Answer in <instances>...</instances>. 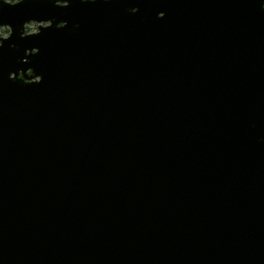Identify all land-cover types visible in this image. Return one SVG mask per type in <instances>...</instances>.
I'll return each instance as SVG.
<instances>
[{
  "label": "water",
  "instance_id": "95a60500",
  "mask_svg": "<svg viewBox=\"0 0 264 264\" xmlns=\"http://www.w3.org/2000/svg\"><path fill=\"white\" fill-rule=\"evenodd\" d=\"M0 26V264H264V0H0Z\"/></svg>",
  "mask_w": 264,
  "mask_h": 264
},
{
  "label": "rangeland",
  "instance_id": "374dc122",
  "mask_svg": "<svg viewBox=\"0 0 264 264\" xmlns=\"http://www.w3.org/2000/svg\"><path fill=\"white\" fill-rule=\"evenodd\" d=\"M7 2H16L18 0H5ZM46 23H36V22H30L25 25L24 32L25 33H35L38 30L39 25H45ZM3 27L0 30V37H7L10 33V28L7 26H0ZM21 76V73L19 74Z\"/></svg>",
  "mask_w": 264,
  "mask_h": 264
},
{
  "label": "flooded vegetation",
  "instance_id": "af4514ba",
  "mask_svg": "<svg viewBox=\"0 0 264 264\" xmlns=\"http://www.w3.org/2000/svg\"><path fill=\"white\" fill-rule=\"evenodd\" d=\"M1 28H3V27H0V30H1Z\"/></svg>",
  "mask_w": 264,
  "mask_h": 264
}]
</instances>
